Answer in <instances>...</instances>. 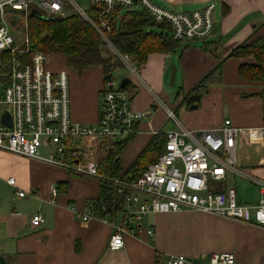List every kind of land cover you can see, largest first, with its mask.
Here are the masks:
<instances>
[{
	"label": "crops",
	"instance_id": "crops-1",
	"mask_svg": "<svg viewBox=\"0 0 264 264\" xmlns=\"http://www.w3.org/2000/svg\"><path fill=\"white\" fill-rule=\"evenodd\" d=\"M161 1L173 5L187 0ZM190 1L201 4L194 11L210 4L215 5L216 11L214 1L218 2L220 18L214 12L215 26L209 39L183 43L171 54H152L138 75H123L130 80L132 106L144 113V118L136 124L135 134L120 154L121 164L127 169L155 135L175 129L158 103L162 101L175 111L184 127L198 133L219 129L226 120L231 121L241 130L236 153L238 167L264 180V75L259 81L248 80L240 68L244 63H255L254 58L230 57L252 36L264 37V0ZM208 1L211 3L206 4ZM173 65L177 67L174 85L178 86L181 74L176 92L167 87ZM217 66L219 75L207 91L191 93ZM51 68L63 70L61 64ZM71 73L72 117L76 122L94 124L100 116L102 67ZM196 95L200 99L191 101ZM193 105L197 108L191 110ZM11 177L16 180L15 186L7 182ZM237 179L242 178L228 173L218 188H236ZM252 186L260 198L259 188ZM52 189L56 190L54 199ZM20 192L25 196L20 197ZM99 197L100 182L96 179L74 176L0 151V257L4 264H168L174 256L200 263L215 253H233L239 264H264V228L190 211L149 215L143 226L154 230L152 238L125 236L124 248L111 251L108 243L112 229L102 223L100 218L104 217L95 211L92 220L80 219L88 202L97 203ZM239 201L245 204L240 198ZM36 213L45 217L39 228L31 224Z\"/></svg>",
	"mask_w": 264,
	"mask_h": 264
},
{
	"label": "built area",
	"instance_id": "built-area-1",
	"mask_svg": "<svg viewBox=\"0 0 264 264\" xmlns=\"http://www.w3.org/2000/svg\"><path fill=\"white\" fill-rule=\"evenodd\" d=\"M133 10H145L156 24L169 26L173 40L181 43L207 40L214 31V4L201 11L174 12L152 0H88L87 8L76 0H0V151L39 161L74 176L111 182L123 199L120 212L100 218L111 226L108 243L111 251L124 248L125 236L152 238L154 230L143 226L149 215L190 211L264 228V180L238 167L236 153L241 130L231 121L226 120L219 129L198 133L184 127L175 111L158 101L175 126L164 133L163 154L135 180L109 178L100 169L102 158L114 148L108 144L115 145L133 136L136 124L144 118V113L133 108L131 92L122 89L114 75L104 79L98 121L80 123L72 117L70 76L66 69H51L50 57L43 52L35 53L25 65L14 64L11 70L7 66L6 57L13 51L17 34L27 19L53 20L77 14L120 62L117 70L125 68L129 76L138 75L139 68L130 56L121 53L109 39L114 29L111 18ZM11 19H18L15 26ZM7 114L11 126L5 123ZM228 173L259 188L257 204L240 203L235 187L218 188ZM7 182L16 185L15 178ZM18 195L24 197L25 193ZM55 197L56 190L52 189V198ZM94 212L95 203L89 201L80 219L90 221ZM44 222L41 213L31 220L35 228ZM168 264L239 263L233 253H215L207 262L190 263L185 256H174Z\"/></svg>",
	"mask_w": 264,
	"mask_h": 264
},
{
	"label": "trees",
	"instance_id": "trees-1",
	"mask_svg": "<svg viewBox=\"0 0 264 264\" xmlns=\"http://www.w3.org/2000/svg\"><path fill=\"white\" fill-rule=\"evenodd\" d=\"M111 22L114 29L109 34L110 41L121 53L129 55L138 68L146 64L150 55L171 54L183 44L173 40L169 26L156 24L145 10L119 12L111 18ZM25 26L28 35L26 42L20 47L14 45L15 49H19L14 51L13 48L6 57L10 70L14 64L29 63L36 52H43L52 57L61 54L66 58L69 68L79 73L94 66H101L104 79L114 75L117 68L121 67L120 62L111 55L106 43L77 14L49 21L30 17ZM155 27H159L161 32H155ZM253 38L252 36L234 49L230 57L254 58L255 63L242 64L240 71L248 80L259 81L264 75V37ZM219 72L220 66H217L191 93L206 92L208 85L218 77ZM126 90L131 91L132 87L128 85ZM130 138L115 145L108 144L114 148L108 150L100 162L103 175L114 179L135 180L150 164L157 162L165 150L166 135L157 134L130 167L124 169L119 156ZM95 205L98 215L112 217L123 209V199L111 182L101 181L100 197ZM4 263L5 260L0 257V264Z\"/></svg>",
	"mask_w": 264,
	"mask_h": 264
},
{
	"label": "rangeland",
	"instance_id": "rangeland-1",
	"mask_svg": "<svg viewBox=\"0 0 264 264\" xmlns=\"http://www.w3.org/2000/svg\"><path fill=\"white\" fill-rule=\"evenodd\" d=\"M76 1L83 8H87L88 7V0H76ZM211 1H208L206 4L211 3ZM152 2L155 5H157V6L161 7V8H164V9H167V10H172V11H175V12H191V11H194V10H196L198 8H201V4H199L198 2L190 1V0H187V1L181 2V3H177V4H173V5L166 4L164 1H161V0H152ZM214 2L216 4V6H217V9H216L215 12L218 13V18H220L221 5L218 4V2H216V1H214ZM214 2H212V3H214ZM70 10H71V7H70ZM34 18H38V17H34ZM25 27L26 26H24L23 30L20 31L17 34L16 47L22 46L26 42V40H27V36L28 35H27V31H26V28ZM154 31L160 33L161 32V29L159 27H155L154 28ZM18 49L19 48H17V49L14 48V51H16ZM49 57H50V59H49V61H50V68H51V66L53 68L54 67H59L60 64H61L62 65V69H65L67 67L66 70L71 75H72L71 72L73 70L75 72H77L75 69L69 68V66L67 65V62H66V58L63 55L60 54L58 56H53V57L52 56H49ZM174 68H177V67L175 65H173V68H170V76H169V81L167 83V87H168L169 90H172V91H175L176 92L177 89H178L179 83H180V76H181V74H180V72L178 74V86H176V85L171 86V75H172V71H173ZM78 74H82V73H79L78 72ZM123 75L125 77L129 75L128 71L125 68H122V70H120V71H118V72H116L114 74V77L116 78V80L118 81V83H120L122 81V79L125 78V77H123ZM236 189L238 191V197L240 198V200L243 203H245V204H248V203L249 204H255V203H257V201L259 199L258 190H257V188H255L254 186H252L249 182H247L246 180H243V179H237V181H236Z\"/></svg>",
	"mask_w": 264,
	"mask_h": 264
},
{
	"label": "water",
	"instance_id": "water-1",
	"mask_svg": "<svg viewBox=\"0 0 264 264\" xmlns=\"http://www.w3.org/2000/svg\"><path fill=\"white\" fill-rule=\"evenodd\" d=\"M11 22H12L13 26H15L16 23L18 22V19H11ZM176 72H177V68H174L173 71H172V75H171V83H172V85H174L175 81H176ZM129 84H130L129 78H125V79H123L121 81L120 86H121L122 89H125V88H127V86ZM191 98H192L191 101L194 100V99H200V95H196L195 97L193 96ZM196 108H197V106L193 105L191 107V110H194ZM5 123L11 126V120H10L9 114H7L6 117H5Z\"/></svg>",
	"mask_w": 264,
	"mask_h": 264
}]
</instances>
